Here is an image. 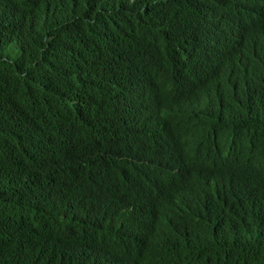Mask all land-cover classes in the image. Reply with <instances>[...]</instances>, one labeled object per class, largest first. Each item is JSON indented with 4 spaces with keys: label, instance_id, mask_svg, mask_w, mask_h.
<instances>
[{
    "label": "trees",
    "instance_id": "trees-1",
    "mask_svg": "<svg viewBox=\"0 0 264 264\" xmlns=\"http://www.w3.org/2000/svg\"><path fill=\"white\" fill-rule=\"evenodd\" d=\"M234 1L0 0V264H264V207L157 200L232 143L264 165V0Z\"/></svg>",
    "mask_w": 264,
    "mask_h": 264
},
{
    "label": "clouds",
    "instance_id": "clouds-1",
    "mask_svg": "<svg viewBox=\"0 0 264 264\" xmlns=\"http://www.w3.org/2000/svg\"><path fill=\"white\" fill-rule=\"evenodd\" d=\"M250 1L235 0L234 2L238 7L248 8ZM249 41L250 47L262 56L264 54V7L257 12ZM244 49L232 47L226 51L214 50L205 58L206 65L210 71L227 70ZM167 168L172 167L157 154L153 155L148 167L141 170L147 177H157ZM208 185L217 186L223 200L243 212L251 205L264 207V165L260 163L258 153L243 151L234 143L218 155L214 168L207 167L203 163L192 165L186 173L174 177L166 188L165 198L155 199L165 203L187 200L198 206L209 228L228 227L226 215L218 211L213 196L205 190Z\"/></svg>",
    "mask_w": 264,
    "mask_h": 264
},
{
    "label": "bare ground",
    "instance_id": "bare-ground-1",
    "mask_svg": "<svg viewBox=\"0 0 264 264\" xmlns=\"http://www.w3.org/2000/svg\"><path fill=\"white\" fill-rule=\"evenodd\" d=\"M70 1H71V0H70ZM72 2H73V1H72ZM60 3H61V2H60ZM166 17H167V16H166ZM164 18H165V17H164ZM254 20H255V19H254ZM248 23H249V22H248ZM248 23H247V25H248ZM242 24H243V23H242ZM249 35H250V34H249ZM249 43H250V42H249ZM78 45H79V44H78ZM149 45H150V44H149ZM242 45H244V44H242ZM64 46H65V45H64ZM145 46H146V45H145ZM75 47H76V46H75ZM75 47H74V49H75ZM151 47H152V46H151ZM77 48H78V46H77ZM77 48H76V49H77ZM148 48H149V46H148ZM154 48H155V47H154ZM249 48H250V47H249ZM151 49H152V48H151ZM222 50H223V49H222ZM245 50H246V49H245ZM145 51H146V50H145ZM159 51H160V50H159ZM220 51H221V49H220ZM248 51H250V49H248ZM251 53H252V52H251ZM257 53H258V55H259V57H260L259 52H257ZM242 54H244V53H242ZM245 54H246V53H245ZM248 54H250V53H248ZM46 55H47V54H46ZM251 55H252V54H251ZM256 55H257V54H256ZM71 56H72V55H71ZM62 57H63V56H62ZM67 57H68V56H67ZM75 57H76V56H75ZM248 57H249V56H248ZM248 57H247V58H248ZM251 57H253V56H251ZM47 58H49V57H47ZM71 58H72V57H71ZM238 58H239V57H238ZM253 58H254V57H253ZM235 59H236V58H235ZM245 59H246V58H245ZM255 59H256V58H255ZM261 59H262V57H261ZM59 60H60V59H59ZM252 61H253V60H252ZM234 62H235V61H234ZM234 62H233V63H234ZM236 62H237V59H236ZM238 62H239V61H238ZM243 62H244V61H243ZM247 62H248V60H247ZM244 63H245V62H244ZM250 63H251V62H250ZM250 63H248V64H250ZM237 64H238V63H237ZM76 65H77V64H76ZM239 65H240V64H239ZM250 65H252V63H251ZM232 66H233V65H232ZM72 67H73V66H72ZM238 67H239V66H238ZM259 67H260V66H259ZM236 69H237V68H236ZM239 69H240V67H239ZM259 69H260V68H259ZM261 69H262V68H261ZM227 70H228V69H227ZM229 70H231V69H229ZM232 70H234V66H233V69H232ZM206 71H207V70H206ZM216 72H217V71H216ZM216 72H214V74H215ZM218 72H219V71H218ZM220 72H222V71H220ZM238 72H239V71H238ZM232 73H233V72H232ZM235 73H236V71H235ZM211 74H212V73H211ZM214 74H213V75H214ZM233 74H234V73H233ZM219 75H220V74H219ZM217 76H218V75H217ZM73 78H74V77H73ZM191 78H192V77H191ZM194 78H195V77H194ZM194 78H193V79H194ZM196 78H197V77H196ZM200 78H201V77H200ZM252 78H255V77L253 76ZM61 79H62V78H61ZM66 79H67V78H66ZM70 79H71V78H70ZM38 80H39V79H38ZM198 80H199V79H198ZM200 80H201V79H200ZM241 80H242V79H241ZM238 81H239V80H238ZM238 81H237V83H238ZM248 81H249V80H248ZM248 81H247V82H248ZM68 82H69V81H68ZM245 82H246V81H245ZM70 83H71V82H70ZM232 83H233V82H232ZM237 83H236V84H237ZM239 83H240V81H239ZM44 84H45V83H44ZM64 84H65V83H64ZM229 84H230V83H229ZM242 84H243V83H242ZM60 85H61V83H60ZM45 86H46V85H45ZM229 86H230V85H229ZM236 86H237V85H236ZM236 86H235V88H236ZM238 86H239V85H238ZM238 86H237V87H238ZM241 86H242V85H240V88H241ZM230 87H231V86H230ZM227 88H228V87H227ZM238 90H239V89H238ZM236 91H237V90H236ZM243 92H244V91H243ZM238 93H239V92H238ZM238 93H237V94H238ZM241 93H242V92H241ZM57 94H58V93H57ZM76 94H77V93H76ZM252 95H253V94H252ZM254 100H255V99H254ZM156 106H157V105H156ZM145 108H146V107H145ZM174 110H176V109H174ZM152 114H153V113H152ZM150 115H151V114H150ZM150 115H149V116H150ZM157 115H158V114H157ZM153 116H154V115H153ZM156 117H157V116H156ZM153 118H154V117H153ZM155 123H156V122H155ZM158 124H159V123H158ZM152 128H153V127H152ZM155 128H156V125H155ZM21 160H22V159H21ZM149 191H150V190H149ZM156 197H157V196H156ZM19 206H20V205H19Z\"/></svg>",
    "mask_w": 264,
    "mask_h": 264
},
{
    "label": "rangeland",
    "instance_id": "rangeland-1",
    "mask_svg": "<svg viewBox=\"0 0 264 264\" xmlns=\"http://www.w3.org/2000/svg\"><path fill=\"white\" fill-rule=\"evenodd\" d=\"M13 49H14V46L10 47V48H9V52H10L13 56H15V53L13 52Z\"/></svg>",
    "mask_w": 264,
    "mask_h": 264
}]
</instances>
